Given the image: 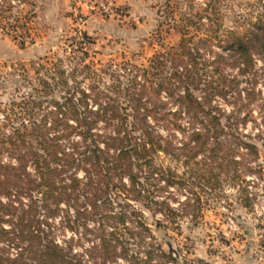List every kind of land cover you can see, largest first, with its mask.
I'll use <instances>...</instances> for the list:
<instances>
[{"label":"rangeland","instance_id":"obj_1","mask_svg":"<svg viewBox=\"0 0 264 264\" xmlns=\"http://www.w3.org/2000/svg\"><path fill=\"white\" fill-rule=\"evenodd\" d=\"M258 25H264V0H0V161H16L6 148L15 128L33 119L49 124L52 98L62 101L68 91L77 98L86 92V106L92 109L109 98L129 112L138 103L157 108L158 115L150 113L147 123L175 148L150 154V165L137 161L142 197L134 199V192L114 186L100 200L104 232H116V252L127 248L106 264H264V51L253 50V66L241 73L232 64L235 51L227 46L230 36L247 35ZM182 36L195 54L201 85L223 87L209 98L221 130L222 148L213 156L188 152L205 122L177 113L175 95L182 88L172 95L153 89L161 80L166 84L170 56L180 53ZM159 60L165 66L156 69ZM146 76L152 85L148 80L142 91ZM202 90L195 91L198 99ZM116 123L97 120L98 140ZM212 135L207 146L214 144ZM70 140L64 139L65 147ZM153 167L158 170L150 176ZM77 176L85 181L82 171ZM121 179L128 183L126 174ZM78 194L70 203L89 205L82 190ZM150 199L163 200L174 211L160 210ZM22 200L27 202L25 196ZM124 209H134L148 229L130 213L129 229L117 224L112 216ZM108 213L111 217H105ZM46 220L50 236L79 264L97 261L91 249L98 233L93 218L66 223L59 209ZM0 247L15 252L9 241L0 239Z\"/></svg>","mask_w":264,"mask_h":264},{"label":"trees","instance_id":"obj_2","mask_svg":"<svg viewBox=\"0 0 264 264\" xmlns=\"http://www.w3.org/2000/svg\"><path fill=\"white\" fill-rule=\"evenodd\" d=\"M263 32L264 25H258L257 29L249 30L247 35L229 37L227 46L235 51L232 64L238 65L241 73H245L253 66V50L258 53L264 51ZM178 47L181 48L180 53L172 52L170 56L171 66L168 75L165 76L166 84L163 85L161 80L153 84V89L157 93L163 88L172 95L174 88H182V92L175 95L177 113L182 111L193 119L205 122L203 131L195 132L196 142L188 147L190 150L188 152H191V157L201 151L209 152L213 156L222 148L218 138L221 130L219 115L212 112V107L208 106L209 98L211 91L222 92L223 87L219 88V84L213 88L211 83L209 86H202L203 78L197 76L195 54L183 36ZM184 56H188L187 60ZM159 65L163 68L165 62L155 61L156 69ZM145 72L147 74V71ZM151 79L147 76L142 79L140 84L143 87L142 91L149 87L146 86L148 80L152 85ZM200 89H203L204 93L198 99L195 91ZM87 96L86 92L80 91L77 98L74 92L68 91L62 96V101L52 98L53 107L49 112L52 117L49 124L33 119L28 124H22V128H15L8 136L6 148L16 161L15 163L0 161V239L9 241L15 252L12 255L4 247H0V264H79L75 254L56 242L50 236L48 228L43 225L47 223L46 219L59 209L64 212L66 223L71 219L77 221L81 216L96 221V227L92 229L98 231L97 242L92 244L91 249L97 252L99 258L91 264H106L107 261L113 260L116 254L126 252V246L122 247L121 252H116V232L112 230L104 232L103 224L98 221L103 217L99 210L100 200L107 199V191L114 186L132 191L133 198H139L144 182L138 178L137 161L143 159L145 164L150 165V158L147 159L150 154L155 151L170 153L175 147L169 140L162 141L161 136L153 133L147 123L150 113L158 115L157 108H142L138 103L131 107L132 112H129L124 106L119 107L112 98H109L102 104L98 102V107L92 109L86 106ZM82 103L85 106L80 109ZM68 117L74 122H68ZM130 117L131 120L128 121ZM60 120L64 122H59ZM97 120L118 123L113 124L111 133L98 140L97 136L100 134L93 131ZM137 129L139 133L135 134L134 131ZM210 131L213 133L214 144L207 146L206 140L210 136ZM72 135H79L80 140H74ZM64 139H71L68 147L64 146ZM183 145L186 148L187 143ZM244 145L255 150L254 144L244 142ZM79 170L83 172L85 181L77 176ZM155 170L158 169L148 168L147 174L152 176ZM125 174L128 176V183L121 179ZM112 175L119 177L116 182L113 181ZM88 189L91 192L87 193ZM80 190L85 196L84 199H88L89 205L86 207L70 203L71 200L77 201ZM1 196L5 197L4 201ZM22 196L27 198V202H23ZM151 202L160 206V210L174 211L163 200ZM61 203L64 204V208L63 206L60 208ZM129 213L131 217H136L138 226L144 230L148 229L140 216L137 218L134 209L130 212L121 210L112 218H115V222L122 228L129 229L125 222L126 218L130 217ZM107 216L111 217V214H105V217ZM4 222L7 226L3 224ZM83 225L86 229L89 228V224ZM162 254L165 255L164 252Z\"/></svg>","mask_w":264,"mask_h":264},{"label":"built area","instance_id":"obj_3","mask_svg":"<svg viewBox=\"0 0 264 264\" xmlns=\"http://www.w3.org/2000/svg\"><path fill=\"white\" fill-rule=\"evenodd\" d=\"M79 33H80V31H79Z\"/></svg>","mask_w":264,"mask_h":264}]
</instances>
